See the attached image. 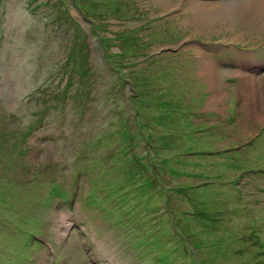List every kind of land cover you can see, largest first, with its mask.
Returning a JSON list of instances; mask_svg holds the SVG:
<instances>
[{
  "label": "rangeland",
  "instance_id": "rangeland-1",
  "mask_svg": "<svg viewBox=\"0 0 264 264\" xmlns=\"http://www.w3.org/2000/svg\"><path fill=\"white\" fill-rule=\"evenodd\" d=\"M191 1L0 0V264H264V25Z\"/></svg>",
  "mask_w": 264,
  "mask_h": 264
},
{
  "label": "bare ground",
  "instance_id": "bare-ground-1",
  "mask_svg": "<svg viewBox=\"0 0 264 264\" xmlns=\"http://www.w3.org/2000/svg\"><path fill=\"white\" fill-rule=\"evenodd\" d=\"M190 3L194 5L195 17H197V19L199 18L204 23L205 21L210 24L229 22L230 26L234 27L237 23L244 25L247 22L253 23L257 20L260 24L262 23L264 25V0H245L236 3V7L232 13H229L226 7H221L220 5L209 6L208 4L197 1H191ZM207 66H205V70H209L210 66L206 68ZM254 109H257V107Z\"/></svg>",
  "mask_w": 264,
  "mask_h": 264
},
{
  "label": "trees",
  "instance_id": "trees-1",
  "mask_svg": "<svg viewBox=\"0 0 264 264\" xmlns=\"http://www.w3.org/2000/svg\"><path fill=\"white\" fill-rule=\"evenodd\" d=\"M101 57H102V60H103V56L101 55ZM104 61V60H103ZM82 70H83V73H86L85 72V70L86 69H84V67L82 68ZM81 70V71H82ZM75 73H77V77H79L78 75V72H75ZM32 99H33V97L31 98V101H32ZM34 99H36L35 97H34ZM51 100V102L52 103H50V104H47V105H45V101H43V100H41V99H38V101H39V105H38V107H40V104H42V103H44L43 105H42V109H41V111H43V115H40L36 120H37V124H36V126L37 125H42L43 124V120L45 119V118H50V119H52V118H57L58 117V110L60 109V106L59 107H52L51 106V104H54V105H60L59 104V102H58V98H54V99H50ZM48 110V111H47ZM46 111H47V113H46ZM48 112H53V114H50V113H48ZM46 115H47V117H46ZM55 116V117H54Z\"/></svg>",
  "mask_w": 264,
  "mask_h": 264
}]
</instances>
